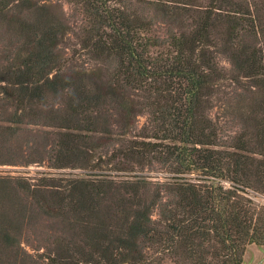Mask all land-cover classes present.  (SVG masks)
<instances>
[{"label":"trees","instance_id":"1","mask_svg":"<svg viewBox=\"0 0 264 264\" xmlns=\"http://www.w3.org/2000/svg\"><path fill=\"white\" fill-rule=\"evenodd\" d=\"M63 1L80 17L69 58L66 28L44 7L0 0V13L14 3L25 53L0 81L22 103L65 95L66 153L88 156L101 136L113 146L94 167L115 173L38 184L0 174L1 243H16L29 193L77 228L53 264H243L264 246V0ZM91 64L104 89L88 82Z\"/></svg>","mask_w":264,"mask_h":264},{"label":"rangeland","instance_id":"2","mask_svg":"<svg viewBox=\"0 0 264 264\" xmlns=\"http://www.w3.org/2000/svg\"><path fill=\"white\" fill-rule=\"evenodd\" d=\"M34 5L44 7L46 16L62 24L64 31L59 51L62 57L69 58L68 48L75 40L72 32L79 25L80 17L74 8L63 0H32ZM0 13V78L6 68L19 63L17 54L23 53L24 37H19L14 15V3ZM21 17L32 18L30 11L23 9ZM162 27L161 30H163ZM161 34V33H160ZM227 65L225 61H220ZM90 74L88 82L92 87L104 89L107 74L103 67L87 65ZM79 71L78 66L72 68ZM71 71V70H70ZM67 78L72 74L67 70ZM19 89L12 81H0V174L24 179L30 184H38L43 178L66 180L84 174H114L112 165L94 167L98 154L108 152L112 144L101 136L91 139V152L69 156L62 146V116L65 115L66 96H49L45 103H33L25 99L19 102ZM221 104L215 103L212 118H219ZM145 122L142 115L135 118L134 126L139 128ZM234 130V125H231ZM158 170L154 166L155 173ZM47 197V195H45ZM31 194H19V203L24 205L26 217L15 231L16 243L12 246L0 241V264H53L51 258L57 256L58 246L65 240H75L77 228L73 229L71 214L67 208L57 210ZM77 240V238H76ZM243 264H264V246H249L243 257Z\"/></svg>","mask_w":264,"mask_h":264}]
</instances>
